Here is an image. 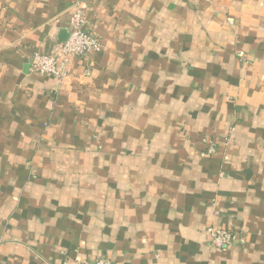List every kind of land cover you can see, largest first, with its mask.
I'll return each instance as SVG.
<instances>
[{"label":"crops","instance_id":"crops-1","mask_svg":"<svg viewBox=\"0 0 264 264\" xmlns=\"http://www.w3.org/2000/svg\"><path fill=\"white\" fill-rule=\"evenodd\" d=\"M73 2L0 0V264H264V0H87L32 73Z\"/></svg>","mask_w":264,"mask_h":264},{"label":"built area","instance_id":"built-area-1","mask_svg":"<svg viewBox=\"0 0 264 264\" xmlns=\"http://www.w3.org/2000/svg\"><path fill=\"white\" fill-rule=\"evenodd\" d=\"M86 4L87 0H74L68 23V36L65 41L56 46L55 54L33 53L28 58L27 64L32 73L60 79L71 58H84L91 53L100 51L99 39L86 28ZM213 151L214 149L209 147L205 153L211 154ZM206 232L211 246L217 250H226L235 240V235L226 229L209 227ZM75 264H113V262L102 257L93 262L78 260Z\"/></svg>","mask_w":264,"mask_h":264}]
</instances>
